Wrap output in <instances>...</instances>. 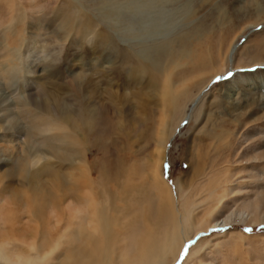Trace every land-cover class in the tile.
I'll return each instance as SVG.
<instances>
[{
    "label": "rangeland",
    "instance_id": "374dc122",
    "mask_svg": "<svg viewBox=\"0 0 264 264\" xmlns=\"http://www.w3.org/2000/svg\"><path fill=\"white\" fill-rule=\"evenodd\" d=\"M135 62L148 71L132 74ZM82 103L94 108L96 126L87 166L71 167L45 154L52 140L40 137L41 127L51 109L66 114ZM32 147L43 151L37 169L45 189L62 187L52 177L58 171L90 182L93 192H114L109 201L122 212L104 215L112 218L113 264L124 263L126 245L128 264L135 262L140 243L143 255L165 230L175 244L162 264H264V0H0V241L8 238L13 259L26 251L15 222L33 227L32 168L21 170ZM149 169L163 185H148ZM212 174L223 193L212 192ZM4 257L0 264L16 261Z\"/></svg>",
    "mask_w": 264,
    "mask_h": 264
},
{
    "label": "bare ground",
    "instance_id": "6f19581e",
    "mask_svg": "<svg viewBox=\"0 0 264 264\" xmlns=\"http://www.w3.org/2000/svg\"><path fill=\"white\" fill-rule=\"evenodd\" d=\"M69 6H71V4H69ZM70 11H72V10H70ZM67 17H68V15L65 16L64 19H66ZM69 19L71 21H73L71 18H69ZM63 21H65V20H63ZM67 21L69 22V20H67ZM75 24H77V23L73 24L71 22L70 23L65 22V26L67 27V29L72 28V26ZM105 38H103V39H105ZM236 47H237L236 45H232V48H230V51L228 54L234 53ZM137 62H135L136 64H134L132 66V70H131L132 74L138 75V74L146 73L148 71L147 66L145 67L141 63L137 64ZM75 91H76V89H75ZM49 95H51V94H49ZM49 97H51V96H49ZM47 98H48V96H46V99ZM102 100H103V98H102ZM61 105L63 106V104H61ZM85 105H86V103L84 105L82 103L81 105H79V108L77 110H74L72 108L74 106L70 104L68 107L69 109L67 110L66 114H64L66 112V110L64 113H62V109L59 107L57 110L51 109L49 111V112H51L50 115L46 114V115H48L47 116L48 118L47 119L44 118V120H43L44 124L46 122V126L44 127L45 129H43L41 127V129L43 130L42 131L43 135L40 136L41 131L39 132L38 135L40 137H42L44 141L48 142L47 139L52 140V142H50V144H48L46 146V150H45V154L48 157L51 156V157L55 158L57 161H59L61 163H65L71 167L74 166V164L76 162H78L80 165H82V164L86 165L87 164L85 151L87 149H89V144L92 143L91 141L88 142V137H91V135L94 132L93 130H94L96 125L94 126V122H93L94 113H95L94 108L90 107L89 105H86V106ZM41 106L42 105H40V107ZM45 112L46 111L43 112L44 114L42 112H40V113L42 115H45ZM34 116H36V115H34ZM94 119H96V118H94ZM37 126H38V124H37ZM41 126H43V125L41 124ZM53 137L57 138L60 142L59 143L56 142L53 139ZM172 138H173V135L171 134L169 139H167V140L161 139L162 140V144H161V150L162 151H164L165 147H166L165 149H167L169 147V145H170L169 141ZM34 142L35 141H33V143ZM38 143H39V141H38ZM159 144H160V142H159ZM31 149L33 150L32 154H34L30 160L31 163H27L26 168H23L21 170L25 171V169L27 170L29 166H31V168H32L31 175H30V183L31 184L30 183L29 184L31 186H33V189H32L33 190V192H32L33 193V197H32L33 205H31V207L34 209V211L32 210L30 215L28 217L26 215V217H27V220L30 221L31 224H33V227L29 231L23 230L24 228L22 225H21L22 229L21 228L16 229V222H15V225L13 222V225H14L13 228L15 230L12 231V232H14V234L17 233V236H22L21 238H19V237L18 238L21 241V243L23 245H25L24 246L26 249L25 253L27 254L26 257H28L29 260H25L26 257L25 258L23 257V259H20L22 256H24L25 253L24 254L22 253V256L20 258H17V259L15 258L16 256H14V259H13V257H10V255H9V257L7 256L8 251H9L7 245H9V243H10L8 238L4 243H2L0 241L1 242L0 243L1 255L6 254V257H4V258L11 261V262L14 260L17 261V262L16 261L12 262V264L13 263L17 264L19 262V260L20 261L25 260L24 262L21 261L22 262V263L20 262L21 264H113L111 261V258H110V260L108 259V251H107L108 241H109V236H110V231H109L110 226L109 225H110V219H112V218L109 215H107V216H104V215L108 211H113L116 214V216H119V213L122 212L120 210V208L111 205V203L109 201V197L114 195V192H112L111 189H109L106 186L101 187V190H98L97 192H95V191L93 192V191H91L92 188L90 187V182H89L90 176L87 177L89 183L84 182L85 180L82 181L83 183H80L79 181L78 182L76 181L77 178L74 179L75 177L72 174V172H71V174L73 176H71V178L69 179L68 178L69 172L65 176V174H63L62 172H58V171L56 174L52 175V177L56 178V180H57V181H54V183L57 182L56 184H58V186H62V187L59 189L57 188V190H55V191H49L50 189L49 190L45 189L44 187L41 186V184H39V177L42 174V173L40 174V171L43 169L42 168L43 163H40L41 158H42L41 153L43 151H41V153H40L37 149H33V147ZM159 158L160 157H158V159ZM37 166H38V168H41V170L37 169ZM75 166H76V164H75ZM76 167H75V169H76ZM155 168H157L158 176H159L160 175L159 174V165H157V167H155ZM81 169H82V171H86V172L88 170V169L84 170L83 167ZM203 170H204L203 165H198V167L195 168L196 176H202ZM152 171H153V173H151L150 169H149L147 174H145V179H146L148 185H151V183H152V185L154 183L156 186L157 185L160 186V184L163 185L162 182H160L158 180H154V176H155L154 173H156V170H152ZM218 171H219V169H218ZM26 172H24L25 173V175L23 174L24 176L21 175L23 178H25L27 176ZM86 172H83V173H86ZM213 172L214 171H212V173ZM221 173H223V172H221ZM88 174H90V173H88ZM218 174H220V173H218ZM81 175H82V173H81ZM210 176L211 175H209V177ZM214 176L215 175L212 174V177L209 178V182L210 183L212 182L211 185H213L212 189H214V190H212V192L215 191V188L216 187L218 188V186H219L222 188L221 193H223L224 192L223 188H225V187L220 186V184H219L220 180L218 178H216V176L215 177ZM78 178H79V176H78ZM201 178H203V177H201ZM34 179H36V180H34ZM148 179L151 181V183ZM196 180H198V179L196 178ZM223 182L225 183V180H223ZM54 183H52V184L54 185ZM204 184L205 183H203V185ZM51 188L54 189L53 187H51ZM180 189H181V186H180ZM79 190H80V193H79ZM162 190H163V194L165 196L169 197V201H168L169 203H167L168 204V210L170 209L171 213L175 212L176 209L173 206L175 201H173V198L171 199V197H170L171 195H170L169 191H166L165 187H163ZM205 191H206V189H205ZM206 193H207V191H206ZM215 193L218 194V192H215ZM194 194H196V192ZM217 196H219V195H217ZM28 198H30V197H28ZM179 198H180V200H182L183 199L182 195H179ZM165 199H166V197H165ZM217 200H219V198ZM27 202H29V201H27ZM161 202H164V201H161ZM197 202H199V201H197ZM215 202H217V201L215 200ZM62 203L65 204L63 210L61 209ZM189 204H188V206H184V207H189ZM159 205H160V207L161 206H163V208L165 207V203H160ZM182 205H183V203H182ZM32 208H30V209H32ZM176 208H177V206H176ZM190 208H191V205H190ZM44 209H47V212L46 211L44 212L43 211ZM160 209H158V210H160ZM177 210L179 211V209H177ZM183 211L185 212V210H183ZM28 212H30V211H28ZM162 212H164V213L167 212L170 217L172 216V214H170L168 211L162 210ZM186 212H187V209H186ZM165 215H166V213H165ZM180 216L182 217V215H180ZM185 216H188V214ZM21 217H22V215L17 219V221L18 220H21V221L25 220V219L23 220ZM184 217H182V218L184 219ZM177 218H179V217H177ZM182 218L180 220L181 222H182ZM116 220L114 223H116ZM174 220H173L174 223L177 224L176 219H174ZM15 221H16V219H15ZM204 222H206V221H204ZM26 223H23V225H26ZM214 223H216V222L214 221ZM163 224H164V222H163ZM168 224H169V222H166L164 224V226L167 227ZM180 224L181 223L178 222L179 226H180ZM181 225H183V224H181ZM164 226L162 225L161 227L163 228ZM29 227H30V225H29ZM182 227L183 226H181V228ZM168 229H170V228H168ZM198 230H200V229H198ZM167 231L165 230L164 233L162 231H159V233H158V236H160L159 240H157V238H151V241H152V243H150L151 246L146 245L147 251L143 255H141L142 252L140 253V250L143 249V248L140 249V247L142 246V243H140L141 244V246L139 245L140 247L139 246L137 247V245H136V247H137V252H136L137 258L135 259V262H130V264H162L161 259L166 254H168V252L171 253V251H172L171 249H173V246H170V245L174 240L172 241L173 238L172 237H171L172 239L170 238V235L168 234ZM151 232H153V231H151ZM183 233H184V231H183ZM184 235H186V234H184ZM184 235L181 234V232H180V236H179V238H181L180 243L178 240V245L180 247L182 245H184V242L186 243L187 238H185ZM179 238H177V239H179ZM143 239H145V238H142V240ZM142 240H139V241H142ZM146 240H148V237H146ZM173 243L175 244V242H173ZM5 247H7L8 251L5 249ZM175 247L176 246L174 245L173 251L176 250ZM59 248H61V250L57 253V249H59ZM13 249H14V247H13ZM13 249L11 251H13ZM125 253H126V255L124 256V258H125L124 263L119 261L117 264H128L129 263L128 259L133 258V255L127 251V245L125 247ZM11 254H13V253H11ZM121 254H123V253H121ZM115 255L117 256L116 253H115ZM112 256L113 255H111V257ZM138 256H141V257H138ZM189 256H191V254ZM33 260H37L39 262H33ZM7 263L5 262V264H7Z\"/></svg>",
    "mask_w": 264,
    "mask_h": 264
},
{
    "label": "snow or ice",
    "instance_id": "6c2138e0",
    "mask_svg": "<svg viewBox=\"0 0 264 264\" xmlns=\"http://www.w3.org/2000/svg\"><path fill=\"white\" fill-rule=\"evenodd\" d=\"M229 75H231V73H229ZM245 231L248 232V231H251V229H245Z\"/></svg>",
    "mask_w": 264,
    "mask_h": 264
}]
</instances>
